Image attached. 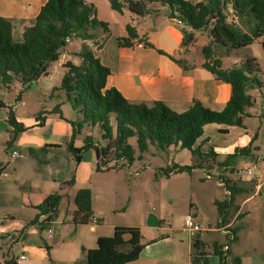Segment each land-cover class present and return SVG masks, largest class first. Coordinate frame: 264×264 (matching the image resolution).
<instances>
[{
	"label": "crops",
	"instance_id": "crops-1",
	"mask_svg": "<svg viewBox=\"0 0 264 264\" xmlns=\"http://www.w3.org/2000/svg\"><path fill=\"white\" fill-rule=\"evenodd\" d=\"M85 1L94 5L96 18L107 22L109 30L105 31L101 27L90 29L92 39H82L83 42L77 48L69 49L74 40L72 38L59 60L50 65L40 86L27 91L31 86L26 88L19 79H15L9 88H0V99L5 103V106L0 107V242L5 248L0 264H5L12 258L9 251L16 242L22 246V253L17 256L18 263L21 260L36 262L49 258V245L43 243L45 241L37 225L48 222L63 228L69 214L72 219L68 221L69 229L64 235L56 234L52 227L48 228L47 233L54 234V243L72 246L77 250L83 247L92 249L98 246V238L105 236L101 232L106 228L104 225L98 227L100 220L95 215L96 223L91 219L88 223L74 221L77 210L74 199L81 188H89L94 194L98 175L108 173L110 169H106L107 165L102 166L101 170L97 169L100 157L95 148L86 150L80 162L76 160L68 149V143L74 133L70 121L76 120L78 115L65 105H60L61 114L57 113L55 108L59 104L56 101L48 108L44 101L47 93L53 89L63 91L59 88L61 85L54 86V81L62 79V68L66 69L68 61L75 64L81 62L79 53L85 43L110 68L107 86L116 87L130 101L149 104L163 101L175 111L184 112L198 100L213 110L221 111L233 97L231 84L218 80L203 66L207 60L203 47L213 39L210 28L194 30L193 42L183 45V26L169 15L167 5L151 1L147 5L148 11L139 15L127 5L122 11L113 9L110 0ZM189 1L196 3L200 0ZM46 2L47 0H0V16L12 19L15 41L23 40L25 29L34 23ZM127 26H131L138 37L132 39L131 45H121L119 38L129 36ZM142 40L150 42L152 46L145 45ZM253 43L234 49L250 47ZM230 48L214 45L211 58H219L225 69L241 66L248 58H255L258 63L257 58L250 53L246 54V59L237 58ZM226 58H229L230 65L226 66ZM15 83H19V86H14ZM262 85L263 81L261 86L248 90L255 104L247 107L241 115L243 126L209 123L195 147L200 146L203 153L214 150L219 154L218 159L222 160L226 154L233 153L238 147L249 146L252 142L256 149L251 152V157L244 156L238 162L237 169L244 161L263 156L264 104L261 108L258 107L257 98L252 93V90L261 91L264 87ZM28 97L33 98V101H29ZM9 112H13L16 120L26 127L10 147L7 142L13 127L8 121ZM95 127L85 126L75 137L74 145L82 146L88 135L93 136L92 129ZM93 137L96 144L99 141L103 144L102 139ZM13 150H17L19 155L13 156ZM201 166L207 168L210 165L202 163ZM220 169L224 170L222 167ZM230 183H236L237 187L233 202L223 214L211 221L207 230L211 235L220 236L211 237L210 240L203 239L202 235L206 230L203 227L204 230L196 237L186 235L187 239L181 238L175 235L182 233L185 218L181 217L178 225L175 223L165 227L168 232L143 242L145 248L139 259L128 264H221L215 244L229 246L226 264H264V186L257 190L251 181L241 176L237 180L230 179ZM51 193L59 194L57 213L51 220L42 214L37 221H33L39 213L36 206ZM230 196L231 192L228 191L227 199L217 201L230 200ZM96 211L102 213L96 208L93 213ZM188 215L201 222L198 213L190 211L185 217ZM118 225L139 227L143 234L140 223H114L112 228L115 229ZM2 227L5 232H1ZM10 230L18 232L16 239L12 237L3 240L1 234L8 235ZM234 231L237 239L230 242L233 235L229 233ZM196 240L204 242V253L196 250ZM21 255H26L27 258L21 259ZM73 263L87 264L86 259L78 262L55 260V264Z\"/></svg>",
	"mask_w": 264,
	"mask_h": 264
},
{
	"label": "trees",
	"instance_id": "trees-1",
	"mask_svg": "<svg viewBox=\"0 0 264 264\" xmlns=\"http://www.w3.org/2000/svg\"><path fill=\"white\" fill-rule=\"evenodd\" d=\"M125 1L110 0L111 7L122 11L127 5L132 12L143 15L148 11L147 5L151 1L167 5L169 15L178 17L185 23L182 27L185 35L183 45L193 42L194 30L210 28L213 39L203 47L207 58L203 66L218 80L231 84L233 97L221 111L213 110L198 100L184 112L175 111L163 101L150 104L130 101L116 87L107 86L110 68L85 43L79 53L81 62L66 63L59 87L78 115L76 120L70 121L74 133L68 143L69 151L80 162L86 150L95 148L100 157L98 170L121 160L131 164L135 160V153L129 139L136 137L141 155L151 145L159 150L172 145L190 150L195 162L192 165L174 166L175 173L192 171L202 165L203 159L214 160L225 171L232 168L236 171L238 162L244 156L251 157V152L256 149L252 142L249 146L236 148L222 160L218 159L219 154L214 150L203 153L201 147L195 145L209 123L243 126L241 115L247 107L255 104L248 90L262 84L256 59L248 58L241 66L225 69L222 61L211 58V54L214 45L241 48L264 36V0H200L196 3L189 0ZM230 7L233 17L229 20L227 16L230 14ZM95 11L94 5L85 0H47L34 23L25 29L20 42L14 40L12 19L0 16V88H9L15 79H19L27 88L47 75L50 65L59 60L69 44L67 37L90 40L93 38L90 29L101 27L108 31V23L98 20ZM127 29L129 36L119 38L121 45H131L132 39L138 37L131 26H127ZM142 41L145 45L152 46L150 42ZM262 45L264 48V40ZM160 52L163 53L162 50ZM3 106L5 103L0 99V107ZM55 112L61 114L60 105L55 108ZM8 121L13 127L7 142L10 147L26 127L16 120L13 112H9ZM87 125L101 129L103 144L100 141L96 144L95 138L88 135L82 146L74 145L75 137ZM226 187L231 192V199L216 202L221 214L232 204L237 189L236 183L231 184L230 180L226 182ZM92 196L89 188L78 190L74 199L77 205L75 222L88 223L93 217ZM58 199V193L48 195L36 206L39 213L33 221H37L42 214L51 220L57 213ZM235 233L232 232L230 242L237 239ZM127 234L131 235L129 239H125ZM195 247L197 251L204 253V242L196 240ZM144 248L143 234L139 227L118 225L113 235L98 238L96 248L82 249L87 264H128L139 259ZM47 250L50 253L51 247L48 246ZM215 250L221 264H226L229 251L224 250V246L220 244H215ZM5 264H18V259L11 258Z\"/></svg>",
	"mask_w": 264,
	"mask_h": 264
},
{
	"label": "rangeland",
	"instance_id": "rangeland-1",
	"mask_svg": "<svg viewBox=\"0 0 264 264\" xmlns=\"http://www.w3.org/2000/svg\"><path fill=\"white\" fill-rule=\"evenodd\" d=\"M262 40H264V36L250 47L242 49L230 48V50L239 59H246L247 53L257 58L260 68L258 74L261 77V81H263L262 86H264V48L261 44ZM82 42V38H74L72 44L69 45V49L77 48ZM228 61L229 58H226V66L230 65ZM64 69L65 67L62 68L63 73ZM44 78V76L41 77L27 91L34 88V86H40L39 84ZM61 80H55L54 86H60ZM14 86H19V83H15ZM262 91L264 93V87L261 91L252 90L254 97L257 98V106L260 108L264 104ZM38 93L41 92L39 91ZM47 94L48 96L44 99L47 103L45 107L48 108L53 101H56L59 105H65L66 108L68 107L72 110L64 91L53 89ZM28 100L32 102L33 98L28 97ZM112 119L115 123L114 117ZM101 133L99 127L92 129L93 136H96L99 140H101ZM129 143L134 149L135 160L131 164L126 160L107 164L106 167L107 169L110 168V171L103 175H98L95 182L92 210L94 212L96 208L102 212L96 211L93 213V216L95 215L100 220L99 224H97L98 227L100 228L101 225H104V228H106L101 233L105 236L113 235L112 224L114 223H140V225L142 224L143 235H145L143 242H147L155 235H162L168 232L165 227L173 226L175 223L178 225L180 218L183 217L184 219L185 214L192 211L200 215L202 223L199 222L206 229L202 235L203 239L210 240L211 237L220 236V234L211 235L207 231L208 225L221 215L216 201L227 199L228 189L226 182L230 179H239L241 165L238 166L236 171L232 169L225 171L215 165L214 160L203 159L202 163H209V167L203 168L199 166L192 171L175 173L173 170L174 166L192 165L194 163V157L190 150L177 149L175 146L159 150L151 145L149 150L141 155L136 137L130 138ZM62 212H64L63 209ZM150 213L160 217V226H150L148 224ZM71 217L69 214L64 225L65 228L56 227L48 222L38 224L40 234L45 241L43 243L51 247L49 258L36 262L21 260L18 264H55V260L84 261L85 254L83 249L77 250L73 249L72 246H61V243H54V234L49 235L47 233L48 228L52 227L55 229L56 234L64 235L69 229L68 221L72 219ZM99 228L98 231H101ZM181 232L175 235L187 239L186 233L182 230ZM17 234V231L10 230L8 235L2 233L1 238L3 240L11 239L12 237L16 239ZM2 246L0 242V261H2L3 253H5V248ZM21 253L22 246L17 242L14 243L9 251L10 257L17 258Z\"/></svg>",
	"mask_w": 264,
	"mask_h": 264
},
{
	"label": "built area",
	"instance_id": "built-area-1",
	"mask_svg": "<svg viewBox=\"0 0 264 264\" xmlns=\"http://www.w3.org/2000/svg\"><path fill=\"white\" fill-rule=\"evenodd\" d=\"M229 11H230V14H228L227 18L230 20L233 17L232 7L229 8ZM174 20L180 26H184V24H185L184 21L178 17H174ZM71 40H72L71 37H67V39H66V41L68 43L71 42ZM0 118H1V116H0ZM12 155L18 156L19 152L17 150H13ZM239 172H240V176L243 179H248L249 181H251L254 184V187L257 190H260L264 186V155L259 156V157L254 158V159H251L249 161H244L241 164ZM91 221L93 223H96L97 218L95 216H93L91 218ZM203 230H204V228H203L202 224L198 220H196L194 216L188 215L185 217L184 222H183V226H182V231L184 233H186V235H188L191 238H194L198 234H200ZM1 232H5V229L3 227L1 228ZM49 232H52V230H49ZM229 234L232 235V232H230ZM228 249H229V246L226 245L224 247V250L227 251ZM20 258L26 259L27 256L21 255Z\"/></svg>",
	"mask_w": 264,
	"mask_h": 264
},
{
	"label": "water",
	"instance_id": "water-1",
	"mask_svg": "<svg viewBox=\"0 0 264 264\" xmlns=\"http://www.w3.org/2000/svg\"><path fill=\"white\" fill-rule=\"evenodd\" d=\"M148 224L150 226H159L160 224V219L159 216L153 213H150L149 217H148ZM131 237V235L127 234L125 236V239H129Z\"/></svg>",
	"mask_w": 264,
	"mask_h": 264
}]
</instances>
